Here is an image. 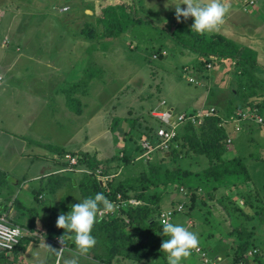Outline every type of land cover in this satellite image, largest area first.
<instances>
[{"label":"rangeland","instance_id":"374dc122","mask_svg":"<svg viewBox=\"0 0 264 264\" xmlns=\"http://www.w3.org/2000/svg\"><path fill=\"white\" fill-rule=\"evenodd\" d=\"M82 1L84 5H74L71 7L70 11H64L63 15L58 14L61 18L59 20L55 18V13H58L57 8H49V11L54 15V20L52 22L54 30L47 35L45 32L40 33L41 35L38 34L43 40H45L47 36V39H49L48 42L50 44L52 43V46L38 48V56H41L43 59L49 58L54 65L58 64L60 68L65 66L66 69L70 68L71 74L77 75V79H79V77L82 78L80 87L86 90L85 93L80 95V107H85L90 124L84 127L82 126V122H79V126L75 130H70L68 125L58 124L56 128L59 126L61 130L57 129V136L53 135L55 141L58 142L57 139L63 140L64 136L69 135V132H71L72 138L74 139L68 144H65L67 148L73 149L77 144L84 143L85 141L87 142V150H91V152L96 151L99 153L100 158L105 156L121 157L126 147H128V152H130L129 156L135 157L138 153L136 149L138 142L144 138L146 127H148V125H154L155 123L152 117L153 115L151 114V109L156 107L157 104L163 102L159 104L160 109H173L174 107L175 112H184L192 109L190 102L191 99L194 98V95L192 97L191 93L195 92L197 90L196 88H198V85L194 83L200 84L201 89H204L206 86L210 87V84L213 82L211 81V76L215 74L213 71L216 69L220 70L219 74H223V71L227 70L228 74H230L228 75L230 79L227 78L229 80H227L228 85L234 84L235 80L238 82L236 75L239 73L238 69H235V64L232 62H236L234 59L227 60V62L223 63L217 60H214L213 63L209 62L211 66L206 67L207 70L204 73L208 79L203 78V74L200 76L203 78L202 80L201 78H197V72L192 66V53L187 49H180V46L178 47V45L169 38L167 33L168 30H170L169 28L172 29L178 22L191 25L193 23V18L189 17L184 19L182 17L178 21L175 17L174 7L171 5L168 7L165 6L166 0ZM117 1H124L127 4H132L134 6L135 15L147 22L132 26L127 32L116 38H98L96 35L100 29V25L96 22L94 12L98 13L101 4ZM242 1L243 0H223V2L230 5L229 10L224 15L222 22L212 31H216L223 35L225 33V36L229 35L233 38H235L234 35H246L256 32L258 24L255 23L256 19L252 11L254 9L258 10L259 8L264 9V0H258V6L256 7L253 6L254 4L246 7V9L241 7L243 10L239 6V2ZM58 2L63 7V3L60 2V0ZM89 5L93 10L88 11L89 8L87 6ZM181 7L183 8L185 5H181ZM84 28L85 31L82 32ZM87 28L95 32V34L92 35L93 37L86 35ZM9 34L11 37L14 35L13 32ZM72 42H78L79 44L85 43V45L78 48L74 45L70 46L69 44ZM3 50L0 48L1 52ZM68 54H70V56H68ZM178 55H180L182 59H177L179 57ZM11 57L13 58V55H11ZM77 57L81 58L76 62V65H72L74 62L73 59ZM94 66L96 68L94 75H88L86 72L83 73L84 75L80 74L83 69L88 70ZM185 68L191 69L192 71L189 73L196 77L198 81L190 82L186 78V73L183 71ZM47 71L48 70H45V73ZM15 92H17V90L13 80H9L5 75L4 79L0 82V97L3 96L4 98L7 96L8 99H10L6 105V108L10 110L5 112L4 116H0V127L3 129L7 128L12 133L28 132L22 127L16 129L14 120L17 121V118L13 119V114L9 113L13 107L12 96ZM218 92H220L218 98L221 101L219 105L221 109L219 108V110H222V108L225 107L226 101L231 99V95L229 93V88L228 90H220ZM71 106L78 107V102L72 100ZM94 108L95 112L93 110ZM63 115L66 117V114ZM59 117L57 113H54L51 120L57 124L59 122ZM67 120L69 123H74L72 113L67 114ZM78 128L80 129L78 130ZM35 129H33L34 132L36 131ZM239 135H242L244 139L243 142L238 145ZM36 136H38V134H36ZM232 137H235L234 145L226 151L225 156L233 154L234 147H236V149L239 150L238 153H241L243 156L246 155L247 152H252L259 158L264 156V146L260 145L261 139L254 131L250 133L246 131L237 132L236 135L232 134ZM122 141L127 144L122 143ZM173 146L177 148L178 144L174 142ZM29 149H33V145H29L28 150ZM59 150L61 151L62 149ZM13 152L14 150L12 149H2V145H0V167L7 170L9 178L20 181L23 172L30 174V161L25 169H21V165L16 161ZM35 152H31L30 155V158L33 159L32 165L36 164ZM46 152L47 157L51 158V151L46 150ZM183 155V152H181V157L179 159L180 165L182 167L196 168V166H194L195 164L191 165L189 158L184 159ZM155 156L157 157L159 154L154 151L150 159L153 160ZM46 160L47 162L43 163L47 165V169L50 167L55 168L50 159ZM113 164H115L112 165L114 167L118 166V162ZM259 164L264 165V161H261V163L252 161L248 166V171L251 181L256 184H261L260 186H262L264 185V166L261 167ZM28 174L25 176V181L29 188L38 189L42 186L43 189L45 180H37L34 183L30 180ZM60 174L61 175H57V177L56 175H52L53 179H51V181L55 178V180H57L63 176L67 177L68 183L59 185L60 188L63 189L54 195L55 199L57 196L59 198L63 191H68L72 200L69 205L78 203V198H82L80 197L77 182L82 180L83 176L77 174V172H64ZM49 186L51 187L50 184ZM247 186H249V184ZM53 187L54 184L52 182L51 189ZM239 187L241 186H238V188ZM224 190L221 188L220 191L215 192V199H206L205 196L195 199L194 209L191 211L192 214H186V208L183 206L184 211L177 214L173 219V223L182 224L189 231L196 233L198 245L195 248H200L198 252L194 250L195 248L192 249L190 255L184 258L181 264H264V245L261 247V259L256 257L251 251L247 254L246 261L234 263L235 261L233 260L232 253L235 237L230 234V231L232 228L237 227L242 219L231 211L232 208L234 209V206H229L230 210L226 211L221 207L218 200L222 195L226 194V191L231 195L229 200L231 205L234 204L235 200L238 201L242 207L244 204L239 195H234L233 192H235V188H232V192ZM24 192L25 188L21 185L17 194L19 197L27 199V204L29 206L33 205L35 208H38V210H35L41 215V223L47 218L57 217L63 211L58 206L54 205L55 201L53 203H48L49 198H51L49 192H45L44 199L38 201L34 199L35 195L32 194V192L23 194ZM41 196H43V193H41ZM170 198L174 206L182 202L189 203V195L182 189L172 190ZM129 201L132 203L131 200ZM162 201H165V199H162ZM38 205L41 207H38ZM169 206L170 204H168V202L163 203L161 204V209L168 208ZM36 211L30 212L34 214L35 218L37 216ZM42 226L43 225L40 224V227ZM260 234L264 238V231ZM65 252L66 251H64L63 256ZM91 252L92 250L87 255L90 256ZM202 252L205 253L208 261H204L205 256L200 255ZM71 253L77 255L73 252ZM62 258H60V263H62ZM71 258H74V256ZM83 259L81 264H94L93 260H89L90 258L87 261L86 258ZM147 263L167 264V260L161 259V256H155L154 258L148 259L144 264ZM115 264L137 263L125 260L117 261Z\"/></svg>","mask_w":264,"mask_h":264},{"label":"trees","instance_id":"16d2710c","mask_svg":"<svg viewBox=\"0 0 264 264\" xmlns=\"http://www.w3.org/2000/svg\"><path fill=\"white\" fill-rule=\"evenodd\" d=\"M89 7V10H93L91 6ZM94 14L96 22L100 25L96 36L101 39L116 38L132 26L147 22L135 15L132 4L124 1L101 4L98 13L94 12ZM190 26L178 22L172 29L169 28L167 33L176 45L195 53L196 59L192 66L196 74L198 76L203 74L202 77L206 78L204 73L207 70V62L217 60L223 63L234 59L235 69H240L238 74L240 83L234 90H229L231 99L226 101L222 110H219L221 101L217 98L219 105L215 107L218 115L205 117L198 126L190 122L181 124L174 138L178 147L172 145L166 151L156 150L159 156H155L153 160L135 159L127 152L121 157L110 158L118 160V166L114 167L108 165L106 160L96 159L94 154L71 153L77 156L76 166L92 170L100 168V176L82 172L83 178L78 182L82 199L101 192L108 200H117V194H120L121 199L126 202L118 213L102 215L99 223L93 226L92 234L96 244L86 255L92 250L90 257L97 261L96 264H115L117 261L125 260L144 264L155 256H161V259L165 260L166 253L160 249V246L167 236L162 234L159 212L163 209H161L163 203L168 202L169 207H174L170 194L172 190L178 189L189 195V203L179 204L186 208V214H192L195 199L202 196L206 199H215V192L220 191L221 188L229 192L235 188L233 193L241 197L243 207L236 200L231 205L229 202L231 195L225 190L226 194L218 200L226 211L230 210L229 206H234L231 211L242 219L239 225L230 231L235 237L232 253L234 263L246 261L247 254L251 251L261 259V247L264 245V238L260 234L264 231V185L247 186L251 179L243 157L240 154L225 156L229 136L220 122L222 117H227L245 106H252L255 102L258 111L262 114L264 104L260 95L264 93L260 94L258 90H264L263 85L253 81L249 75L251 62L247 51H240L234 41L216 31L199 34L192 31ZM84 31L85 28L82 32ZM94 34L92 29H86L87 36L93 37ZM152 117L155 123L146 127L143 139L152 140L155 127L161 124L157 117ZM181 152L184 154V159L189 158L190 164H195L196 168L180 165ZM108 174L111 175L108 179L102 178ZM51 179H53L52 175L48 177L47 183L52 187L53 182L54 189L67 178L61 176L57 180L55 178L51 181ZM11 194L12 185L9 183L7 173L0 169V198L8 199ZM3 203L4 201L0 200V214L4 212L7 216ZM24 210L28 215L26 230L23 231L14 251H24L30 241L38 240L37 236L31 234L35 229V216L30 212L35 210L33 208ZM56 219L42 232L41 237L54 239L64 234L65 230L57 227ZM65 239L67 240L65 247L78 252L67 236Z\"/></svg>","mask_w":264,"mask_h":264},{"label":"crops","instance_id":"0c3cea01","mask_svg":"<svg viewBox=\"0 0 264 264\" xmlns=\"http://www.w3.org/2000/svg\"><path fill=\"white\" fill-rule=\"evenodd\" d=\"M58 1L59 0H0V48H2V50L4 49L2 52L0 51V82L4 79L5 75L9 80H13L17 92L14 93L15 96H12L13 107L9 113L13 114V119L17 118V121L14 120V126L16 129H20L19 127H22L28 131L12 133L9 129H3L0 127V145H2V149L4 150H14V156L16 161L21 165V169H25L26 165H28V162L30 161V174L23 172L22 179L20 181L15 180L14 178H9L7 170L0 167V169L7 173L9 183L12 185L11 196L5 200L0 198V200L4 201L3 205L6 208L7 218L14 223L16 222L15 224L19 225L23 230H26L25 225L28 221V215L24 209L33 208L34 210H38V208H35L33 205L29 206L27 204V199L19 197L17 192L19 191L21 185L25 188V192L23 194H26V192H32V194L35 195L34 199L36 201L44 199L45 192H49L51 198H49L48 203H53L55 201L54 205L62 209V212L69 210V204L72 202L69 192L63 191L61 196L59 198L57 196L55 199L54 195L59 193V191L63 188L57 186L54 189H51L47 183V178L49 176L61 175L60 173L64 172H77V174L82 175L83 171L63 170L68 165V161L63 153L71 155V153L78 154L80 152H87L89 154H94L98 160H106L107 164L110 166L115 165L113 163L118 162L116 159H110L112 156L100 158L99 153L96 151L91 152V150H87V142L85 141L84 143L77 144L73 149L67 148L65 144H68L72 139H74L72 138L71 132H69V135L64 136L63 140L57 139L58 142H56L53 138V135L57 136L56 130L60 129L59 126L56 128L58 124L68 125L70 130L77 129L79 122H82V126L84 127L90 124L89 116H87L88 113H86L85 107H80V95L86 92V90L80 87L82 78L79 77V79H77V75L75 76V74H71L70 68L66 69V66L60 68L58 64L54 65L49 58L43 59L41 56H38V48L48 47L50 45L52 46V43L50 44L48 42L49 39H47V36L46 39L43 40L38 35L42 32H45L47 35L49 32L54 30V25L52 23L54 15L49 11V8H57L58 13H55V18L59 20L61 19L59 15H63L64 11H70L71 7L74 5H84L82 0H60V2L63 3L62 7ZM257 2L258 0H243L242 2H239V6L240 8L243 7L246 9V7L254 4L253 6L256 7L258 6ZM89 6L87 7L90 8ZM252 12L254 14V18L256 19L255 23L258 24L256 32L248 33L246 35H234L236 39L230 37L229 35L225 36V33L224 36L234 41L238 45L240 51H247V55L249 56L251 62L249 75L253 81L257 82L259 85H263V87H261L264 89V9H254ZM10 32L14 33V35H12L13 37L10 36ZM69 45H74L80 48L82 45H85V43L79 44L78 42H72ZM181 48L182 47H180V49ZM11 55H13V58ZM68 56H70V54H68ZM178 56L179 57L177 59H182L180 55ZM192 57L193 63L196 59L195 53H192ZM80 58L77 57L76 59H73L74 62L72 65H76V62ZM232 62L235 63L234 61ZM245 65L248 66L247 64ZM45 70L48 71L45 73ZM95 71L96 68L94 66L88 70L83 69L80 74L84 75L83 73L86 72L88 75H94ZM219 71L220 70L218 69L213 71L215 74L211 76V81L213 82L210 84V87L206 86L204 89H201L200 84L194 83L195 85H198V88H196L197 90L195 92L191 93L192 97L194 95V98L191 99L190 104L192 109L189 110L218 106L219 101L217 102V98L220 93L218 91L228 90V88L229 90H234L235 87L239 85V79L237 80L238 82L235 80L234 84L228 85L227 80L230 79V76H228L230 74H228L227 70H224L223 74H219ZM238 73H240V69H238ZM197 78L201 77L198 76ZM197 78L194 77L195 81L192 82L198 81ZM206 78L208 79V77ZM236 78H238V75H236ZM202 79L203 78H201V80ZM258 93L263 94L264 90L260 89L258 90ZM263 96L264 95H260V97L263 98H260V100L262 99V103L264 104ZM72 100L78 102V107L71 106ZM8 101H10V99H8L7 96L4 98L3 96L0 97V116H4L5 112L10 110L6 108ZM159 104H157L156 107H159ZM93 110L95 112V108ZM172 111H174V107ZM54 113H57V115L60 116L57 124L51 120ZM71 113L74 117V123H69L67 120V114ZM63 114H66V117H64ZM262 115L264 116V105ZM223 126L228 131V136L230 138L228 150L234 145L233 143L235 137H232V134L236 135L237 132L243 131L248 133L254 131L261 139L260 145L264 146V124L251 123L245 125L240 130H234L231 124H224ZM33 129L36 131L34 132ZM79 129L80 128H78V130ZM36 134H38V136H36ZM238 137H240L238 141L239 145L243 142L244 138L242 135H239ZM122 143L127 144L124 141H122ZM29 145H33V149L28 150ZM59 149L62 150L60 151ZM46 150L51 151V158L47 157ZM233 150V154H240L243 157L247 167L252 161L260 163L261 161H264V156L259 158L252 152H247V154L243 156L241 153H238L239 150L236 149V147H234ZM29 151L32 153L36 151L34 153L36 164L34 165H32L33 159L30 158L31 152ZM127 152L128 147L124 148L121 155ZM46 159H50L55 168L50 167L47 169V165L43 163L47 162ZM259 166L262 167L264 165L259 164ZM27 174L30 180L34 183L37 180H45L43 189L42 186L38 189L29 188L25 181V176H27ZM63 183H68V179H66ZM260 185L261 184H256L253 181H250L249 183L250 187H259ZM41 193H43V196H41ZM39 206L40 205H38V207ZM36 212L37 216L34 219L35 229L31 234L37 236L38 240L30 241L24 251L12 250L6 252L0 249V264H55L57 260L58 264H64V260L71 259L72 256L78 259L79 264L83 262V258H86V261L90 258L89 260H93L94 264L97 262L92 257L86 254H81L67 247H65L59 254L57 246L52 242L53 239L41 237L42 232H44L57 217L49 219L44 218L45 221L41 223V215H39L38 211ZM39 223L43 226L40 227ZM64 251L66 252L63 256ZM71 252L77 255H73ZM60 258H62V263H60Z\"/></svg>","mask_w":264,"mask_h":264},{"label":"clouds","instance_id":"9594fccd","mask_svg":"<svg viewBox=\"0 0 264 264\" xmlns=\"http://www.w3.org/2000/svg\"><path fill=\"white\" fill-rule=\"evenodd\" d=\"M169 5L174 7L178 21L182 17L184 19L192 17L191 30L199 34L211 32L222 22L230 7L223 0H166L165 6ZM181 5L185 7L182 8ZM78 201L70 205L69 211L61 212L57 216L56 225L65 230L60 237L63 247L67 243L65 239L67 236L79 253L86 254L96 244L92 234L94 224L99 223L102 213L113 211L114 205L101 192L83 199L78 198ZM164 215L166 216L167 213ZM162 234L167 236L160 246V249L166 253L167 264H181L182 260L188 257L191 250L198 245L196 233L189 231L182 224L164 220ZM64 264H79V261L71 258L64 260Z\"/></svg>","mask_w":264,"mask_h":264},{"label":"built area","instance_id":"2783aa9c","mask_svg":"<svg viewBox=\"0 0 264 264\" xmlns=\"http://www.w3.org/2000/svg\"><path fill=\"white\" fill-rule=\"evenodd\" d=\"M213 63V62H212ZM211 63L207 62L206 67H210ZM192 70L185 68L184 72L186 73L187 79L192 82L195 81L194 77L191 76L189 72ZM163 102H160V104ZM151 114L154 117H157L161 124L155 127L153 132V139H142L138 142L139 149L138 153L135 156V159H150L151 155L156 150H168L174 144V138L178 132V127L185 123L190 122L195 126L201 124L202 120L207 116L218 115L215 107H203L197 108L189 111L175 113L171 108L160 109L159 107L153 108ZM264 124V116L258 111V107L253 104L252 106H245L242 109L236 110L234 113L229 114L227 117L221 118V125L231 124L234 130H240L245 125L248 124ZM227 142H230V138H227ZM136 151V152H137ZM65 158L68 161V165L63 170H76L83 171L88 174H94L100 176V168L94 170L87 169L84 167H76L77 156L65 154ZM111 175H104L103 179H108ZM113 203L114 209L110 213H118L122 206L125 205V201L121 199L120 194H117V200H109ZM183 211L182 204H178L174 207H168L162 209L159 212V221L162 224L164 220L170 222L173 221L176 214ZM164 213H167L165 216ZM102 215H105L102 213ZM23 229L10 222L5 215V213L0 214V249L3 251H12L14 247L18 244L20 238L23 234ZM52 242L57 246L59 254L65 248L60 243V237H55ZM63 247V248H62ZM62 248V249H60ZM199 247L195 248L196 252L199 251ZM198 254V253H197ZM200 255L205 256V253L202 252ZM204 261H208V258L205 256ZM55 264H58V260Z\"/></svg>","mask_w":264,"mask_h":264}]
</instances>
